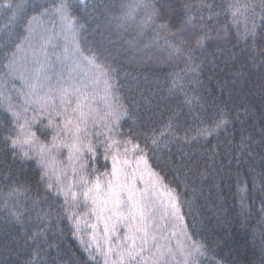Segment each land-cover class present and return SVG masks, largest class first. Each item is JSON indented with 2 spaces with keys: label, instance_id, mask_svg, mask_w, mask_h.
<instances>
[{
  "label": "snow or ice",
  "instance_id": "6c2138e0",
  "mask_svg": "<svg viewBox=\"0 0 264 264\" xmlns=\"http://www.w3.org/2000/svg\"><path fill=\"white\" fill-rule=\"evenodd\" d=\"M234 229L264 264V0H0V264H241Z\"/></svg>",
  "mask_w": 264,
  "mask_h": 264
},
{
  "label": "trees",
  "instance_id": "16d2710c",
  "mask_svg": "<svg viewBox=\"0 0 264 264\" xmlns=\"http://www.w3.org/2000/svg\"><path fill=\"white\" fill-rule=\"evenodd\" d=\"M253 226H255V224ZM233 234L234 239L230 243V248L233 250L231 258L238 259L241 264H247L248 261L256 259V245L253 244L251 235L249 234L246 237L242 232H239L238 229H234ZM73 247H76V245L73 244ZM227 251L228 250L225 249V253ZM225 253H221V255Z\"/></svg>",
  "mask_w": 264,
  "mask_h": 264
}]
</instances>
